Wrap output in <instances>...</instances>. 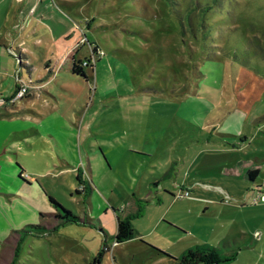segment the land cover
I'll return each instance as SVG.
<instances>
[{"label":"rangeland","instance_id":"rangeland-1","mask_svg":"<svg viewBox=\"0 0 264 264\" xmlns=\"http://www.w3.org/2000/svg\"><path fill=\"white\" fill-rule=\"evenodd\" d=\"M32 2L0 0V40L18 25L0 46V264H88L105 240L100 264L203 245L264 264V0ZM73 63L89 80L62 78ZM132 194L138 235L114 248Z\"/></svg>","mask_w":264,"mask_h":264},{"label":"trees","instance_id":"trees-1","mask_svg":"<svg viewBox=\"0 0 264 264\" xmlns=\"http://www.w3.org/2000/svg\"><path fill=\"white\" fill-rule=\"evenodd\" d=\"M95 49H98V47L95 46ZM71 76L75 80H80V81L87 80L86 73L84 72L81 65L77 63L72 64ZM50 200L52 202V205L55 207V209L60 211V212L58 211L59 215H56L55 219L61 220L62 222L65 223L76 221V217L73 216L71 212L65 210L61 205L56 203L53 199L50 198ZM135 203H136V207L133 211V214L129 216L121 217L120 215H118L120 213L118 210L112 209V211L115 213L116 229H117L116 234L112 239L113 246L122 245L123 243L134 239L138 235L136 230L133 228L131 222L132 220L140 218L142 216L143 208L142 205H140L142 201L137 200L135 201ZM42 230H43L42 226H27L24 230L18 231L16 233L17 235H21L24 233L38 234ZM104 234L105 233H103V235ZM155 251L157 252L158 255L167 258V264H231L235 260L234 255L233 256L224 255L218 249L208 245L194 246L192 248H188L187 250L183 251L177 258L170 257L169 255L157 250ZM107 252H109V247L107 246L106 241H104L101 244V249L88 262V264H100V260Z\"/></svg>","mask_w":264,"mask_h":264},{"label":"crops","instance_id":"crops-1","mask_svg":"<svg viewBox=\"0 0 264 264\" xmlns=\"http://www.w3.org/2000/svg\"><path fill=\"white\" fill-rule=\"evenodd\" d=\"M29 1V0H28ZM42 1L43 0H35V2H32V3H34L33 4V7L34 6H37L38 4H41L42 3ZM41 18H43V17H41ZM18 25L17 24H13L12 25V29H11V31H10V33H8V36H9V38L7 39V40H0V46L1 45H3V43H7L9 46L7 47L8 48V50L10 49V46H12L13 45V43H14V40H15V38H16V34L15 33H17L16 32V27H17ZM65 36H63V38H64ZM70 37H71V35L69 34L68 36H66L65 38H64V41H70ZM13 47H14V45H13ZM58 47V46H57ZM39 48V47H38ZM59 48V47H58ZM13 50V49H12ZM71 66V68H72V64L70 65ZM19 68H22V66H19ZM23 70H25L28 74H30V73H35L36 74V77H38V70H29V69H25V68H22ZM15 73H16V75H17V78H16V80L18 81L16 84H15V90H16V88H17V86H18V83L21 81L22 83H24V80H22V79H20V75H19V70L18 71H15ZM62 78H65L69 83H71V82H76L77 80H75L72 76H71V70L67 73V74H65ZM87 80H89V77L87 76ZM86 80V81H87ZM86 81H83V82H86ZM60 81H57L56 82V84L57 85H60ZM30 97V94L25 98V99H23V100H26L27 98H29ZM13 175L14 176H19L18 174H17V172H14L13 173ZM90 178V177H89ZM91 179V178H90ZM18 180V179H17ZM12 189H14V188H11V190ZM43 192H44V196L45 197H47V198H51V199H53L56 203H58L57 201H56V199H54V198H52L51 197V194H48L46 191H44L43 190ZM0 198H3L2 197V195L0 194ZM138 199H136L135 198V196H134V194H132L130 197H128V198H126V201L123 203V205L118 209L117 207L115 208L114 206H111V208L112 209H115V210H118L120 213L118 214V215H120L121 217H124V216H129V215H131V214H133V211H134V209H135V207H136V203H135V201H137ZM43 202H44V200H42ZM59 204V203H58ZM59 205H61V204H59ZM62 206V205H61ZM63 207V206H62ZM64 208V207H63ZM65 209V208H64ZM38 212V211H37ZM39 213V212H38ZM114 213V212H113ZM115 214V213H114ZM59 228V226L56 228V230ZM55 231V230H54ZM109 239H113V237H110ZM106 241V240H105ZM113 241V240H112ZM106 244H107V242H106ZM113 245V244H112ZM107 246L109 247V245L107 244ZM115 247H117V246H114V248ZM109 248H112V246L111 247H109ZM109 252H110V250H109ZM109 252H107L105 255L106 256H109L110 254H109ZM88 257H90V254H88Z\"/></svg>","mask_w":264,"mask_h":264},{"label":"built area","instance_id":"built-area-1","mask_svg":"<svg viewBox=\"0 0 264 264\" xmlns=\"http://www.w3.org/2000/svg\"><path fill=\"white\" fill-rule=\"evenodd\" d=\"M28 84L26 83H21L20 85L17 86L14 94H13V100L17 101V100H21L22 98H24V96L27 94V90H28ZM179 197H189V193L188 191H184L183 194H181Z\"/></svg>","mask_w":264,"mask_h":264}]
</instances>
